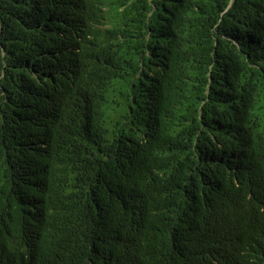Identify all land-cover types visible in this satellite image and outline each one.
I'll return each mask as SVG.
<instances>
[{
    "label": "trees",
    "instance_id": "trees-1",
    "mask_svg": "<svg viewBox=\"0 0 264 264\" xmlns=\"http://www.w3.org/2000/svg\"><path fill=\"white\" fill-rule=\"evenodd\" d=\"M0 264H264V0H0Z\"/></svg>",
    "mask_w": 264,
    "mask_h": 264
}]
</instances>
